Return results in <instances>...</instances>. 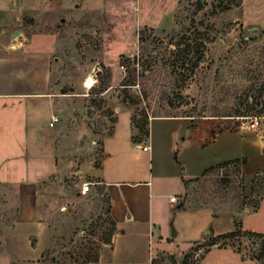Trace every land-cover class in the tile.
I'll return each instance as SVG.
<instances>
[{
  "label": "rangeland",
  "instance_id": "obj_1",
  "mask_svg": "<svg viewBox=\"0 0 264 264\" xmlns=\"http://www.w3.org/2000/svg\"><path fill=\"white\" fill-rule=\"evenodd\" d=\"M46 1L50 6L43 16L37 19L28 9L19 15V25L0 32V47L16 43V52L29 31L53 34L56 43L46 47L54 48L52 68L66 98L56 146L46 139L56 127L48 124L45 99L0 100V264H93L109 253L114 234L108 194L97 182L80 192L82 182L94 181L87 168L105 179L129 181L114 191L127 206L153 215L149 241L139 247L127 226L120 249L136 256L121 264H243L226 249L257 257L259 239L249 242L240 235L214 245L208 240H215L212 233L230 218L264 224V201L256 212L238 210L259 201L262 173L255 176L249 197L239 164L208 171L182 194L174 183L158 185L154 178L150 191L138 198L140 187L128 183L148 172V151L132 147L147 143L152 115L188 116L193 125L211 124L212 132L264 134L261 125L248 127L251 116L264 117V0ZM10 4L39 8L38 0H0V8L8 10ZM17 28L22 35L13 33ZM25 66L5 64L1 78L10 84ZM89 75L94 77L90 87L85 86ZM28 101L35 108L30 114ZM31 137L41 147L39 156H33ZM105 140L109 153L99 167ZM53 150L56 171L46 177L47 151ZM258 160L250 161L248 170ZM157 224L169 250L158 248ZM205 233L211 235L204 238Z\"/></svg>",
  "mask_w": 264,
  "mask_h": 264
},
{
  "label": "crops",
  "instance_id": "obj_2",
  "mask_svg": "<svg viewBox=\"0 0 264 264\" xmlns=\"http://www.w3.org/2000/svg\"><path fill=\"white\" fill-rule=\"evenodd\" d=\"M50 1V0H49ZM61 1V0H59ZM66 2V0H64ZM38 7H24L16 8V5H11L8 10L0 8V32L3 29L12 28L20 24L18 19L19 15L27 13L26 11H31L34 13L35 18L43 16L44 11L49 9V3L46 0H38ZM70 5V2L68 3ZM46 5V6H45ZM77 6V5H76ZM29 9V10H28ZM32 13V14H33ZM45 18V17H44ZM65 21V19H62ZM74 21V20H72ZM76 21V20H75ZM47 23V22H45ZM14 34L22 35V32L17 29H14ZM18 35V36H20ZM53 34L44 33V32H32L27 33V42L21 43L19 52L12 50L11 45L1 44V51L5 53H0V100L6 98L7 96H18V97H42L48 102L50 109V117L48 124L51 121L53 115L58 117V120L51 127H56L53 129V134H48V138L51 141H54V146H56V133L57 127H60L58 123L59 116H61L63 110V103H65V95L61 92V84H56V70L52 68L51 61V48H47V43H56L55 36ZM53 37V38H52ZM26 39V38H25ZM55 47V46H54ZM56 48V47H55ZM54 49V48H53ZM14 63L22 64L25 63L26 66L21 72H17L16 76L11 80L9 84V79L5 80L2 77L1 68L8 64V66H13ZM11 73V72H10ZM38 74V77H37ZM13 83V84H12ZM19 83V84H18ZM6 84V87L4 86ZM12 84V85H11ZM21 84V85H20ZM24 89H22V88ZM29 88V89H26ZM34 101V100H33ZM33 101H28L26 104V112L30 114L31 111H34ZM59 102V103H58ZM60 122V121H59ZM58 123V124H57ZM191 117L188 116H167V115H152L149 117L147 123V143L140 144L134 142L132 149L140 150V146L147 145L148 149V172L141 179H135L130 184L133 188L140 187L136 195L139 198V194H146L150 191L153 186V179L158 178V183H174L178 189V193H183L185 186L189 185L191 182L195 181V178L204 176L203 172L213 166L219 164L230 162L227 165L239 164L242 171L243 185H244V195L249 197L252 192V182L253 176H258L260 173L263 174L264 178V134H258L254 131L244 132L242 129L237 130H213L211 124H197L193 125ZM58 125V126H57ZM261 131L264 132L262 129ZM107 140V139H106ZM104 141L103 144V155L100 157V164L106 158L108 152L107 141ZM30 148L35 153L33 156H39L41 153L37 148H41L35 142H33L32 137L29 141ZM178 145V161H175L173 157L174 150ZM24 146V147H27ZM36 150H35V149ZM38 152V153H36ZM50 162V170L45 173V176H49L54 171H56V165L54 164V153L55 151H47ZM258 157L259 160L253 169L248 170L250 161ZM246 158V163L242 164L235 162V160ZM98 167V168H99ZM87 173L93 176L91 181L93 184L100 183L105 187L107 194L110 198V215L115 221L116 228L120 232L115 233L111 240V249L109 253L99 255V260L97 264L103 263V260H106L108 264H121L122 261H126L131 258H134L136 254L130 256L128 249L127 251H121L120 244L122 241H125V236L129 228L133 231L136 242V247L143 245L145 241H149V233L153 230L152 220L153 215L151 212L144 213L140 209H136L135 206H127L126 199L124 196L119 195L114 191L118 184L122 182L129 181H120L115 179H105L93 172L89 171L87 168ZM130 173V172H129ZM131 174V173H130ZM36 178H43L39 175ZM256 177H254V180ZM264 187V186H263ZM125 193V192H124ZM171 197H174L171 195ZM176 198V197H175ZM259 202L256 207L253 206H243L238 210L243 211L245 209L257 211L261 201H264V188L258 195ZM129 201V200H128ZM174 201V200H170ZM130 203V202H129ZM132 209V214H129L126 217L128 210ZM251 213V212H250ZM132 215L134 220H131ZM241 222V230H250L255 233H258L259 240L264 242V224L260 221H254L253 223H247L243 220ZM134 226L132 227V224ZM130 225L128 228L127 226ZM158 232V248L160 251L169 250V246H166L164 243V238L161 235L160 225H155ZM234 229V223L231 221V218L227 222L226 227L218 229V231L212 233L214 236L222 233L229 232ZM238 237V236H237ZM245 237V235H243ZM168 240V239H167ZM199 239H191L185 244L188 246L194 241ZM212 249V248H211ZM210 249V250H211ZM217 249V248H213ZM240 261L243 264H264V256L261 259L257 257L251 258L241 251H233ZM137 261L133 262L136 263ZM147 264H153V262H147ZM209 264H229L227 262H213Z\"/></svg>",
  "mask_w": 264,
  "mask_h": 264
},
{
  "label": "trees",
  "instance_id": "obj_3",
  "mask_svg": "<svg viewBox=\"0 0 264 264\" xmlns=\"http://www.w3.org/2000/svg\"><path fill=\"white\" fill-rule=\"evenodd\" d=\"M127 81H128V79H125L123 84H125V85L128 84ZM103 88H104V86H103ZM147 134H148V131H147ZM173 157H174L175 161H178V147L174 151ZM230 162H225V163L219 164L217 166L210 167V168L206 169L203 172V174H206L208 171H210V170H212V169H214V168H216L218 166L227 165ZM235 162H239V163L244 164V163H246V158H241V159L235 160ZM254 177L255 176H253V180H254ZM195 179H197V178H195ZM107 197L109 199V203L106 206V212L110 215V198H109V196H107ZM258 202H259L258 200L255 201V204H254L255 207L258 205ZM110 217H111V215H110ZM110 222H111L110 235H113L115 233L120 232V230H118L116 228L115 221L113 220L112 217L110 218ZM240 235H245V236H254L255 235V236H259L258 233H255L253 231H250V230H241V222L238 221V220H236L235 223H234V229L233 230H231L229 232H226V233L218 234V235L214 236L215 237V240H208V241H209V244L210 245H214V244L219 243V241H221L223 239L233 238V237H237V236H240ZM109 240H110V238H107L105 240V242H108ZM263 256H264V242L261 240V248H260L259 253L257 254V258L258 259H261ZM98 260H99V258L97 256L95 258V260H93L94 261L93 264H97L98 263Z\"/></svg>",
  "mask_w": 264,
  "mask_h": 264
},
{
  "label": "built area",
  "instance_id": "obj_4",
  "mask_svg": "<svg viewBox=\"0 0 264 264\" xmlns=\"http://www.w3.org/2000/svg\"><path fill=\"white\" fill-rule=\"evenodd\" d=\"M14 47V44L11 45V48ZM58 120V117L53 115L51 117V121H50V125H53L54 123H56ZM259 125H261V128L264 130V117H262L261 115H253L249 118V123H248V127L251 128V129H256ZM140 148H142V150H147L148 149V146L147 145H143V146H140ZM93 182L91 181H84L81 183L80 185V192L82 194H85L89 191L90 189V185H92ZM170 200H175V197H171ZM247 237V236H245ZM249 237V242H254L256 241L258 238V236H248ZM247 237V238H248Z\"/></svg>",
  "mask_w": 264,
  "mask_h": 264
},
{
  "label": "bare ground",
  "instance_id": "obj_5",
  "mask_svg": "<svg viewBox=\"0 0 264 264\" xmlns=\"http://www.w3.org/2000/svg\"><path fill=\"white\" fill-rule=\"evenodd\" d=\"M93 82H94L93 75H89L88 77H86L85 86L90 87L93 84Z\"/></svg>",
  "mask_w": 264,
  "mask_h": 264
},
{
  "label": "water",
  "instance_id": "obj_6",
  "mask_svg": "<svg viewBox=\"0 0 264 264\" xmlns=\"http://www.w3.org/2000/svg\"><path fill=\"white\" fill-rule=\"evenodd\" d=\"M211 235V233H205L204 234V238H207V237H209Z\"/></svg>",
  "mask_w": 264,
  "mask_h": 264
}]
</instances>
